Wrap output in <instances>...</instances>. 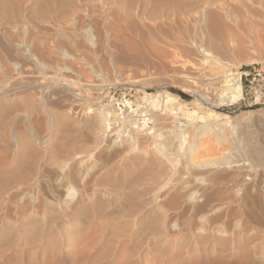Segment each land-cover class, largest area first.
<instances>
[{"label": "bare ground", "instance_id": "1", "mask_svg": "<svg viewBox=\"0 0 264 264\" xmlns=\"http://www.w3.org/2000/svg\"><path fill=\"white\" fill-rule=\"evenodd\" d=\"M32 1L28 10L21 7L11 9L10 3L1 2L2 17L9 24L18 23L13 31L22 33V35L33 33L32 26L28 24L29 18L30 20L33 18L34 21H48L49 30L52 31L50 33L52 46L50 47L46 41L38 37L32 36L33 40L30 41H18L13 39V35L6 34L9 42H6V47L3 49L4 55L0 53L3 57V59L0 58V122L8 125L6 132L2 130L3 135L6 139H13L14 149L19 150L23 147V155H26L25 150L28 151L30 147L32 149L35 144L32 138L37 132L36 129L41 128L42 125L50 128L48 134L39 141H43V149L48 150L50 159L48 163L52 166L45 173L38 175L33 161V167L29 172L33 179L31 183H34L40 192L45 188L51 195L49 199L41 203L49 212L47 220L45 216L43 220L49 223V227H53L51 232V239L54 242L51 249L52 256L55 257L61 250L64 254L70 252L73 245H76L74 241L68 242L72 240L69 235L73 233L74 235L81 234L82 241L80 242H83L74 252L76 257L86 258L85 260L91 257L95 260L103 254L107 258L106 254L110 253V251L107 252L108 239L105 233L110 222L107 220H115L120 216L130 218L137 225L135 233L139 238L162 232L167 229L168 223L172 228V234L178 235L183 227L190 226L197 219L200 228H209L206 230L207 234L197 236L198 240L206 242L207 239L212 238L219 242L228 241L229 239H223L217 233L226 231L227 223L236 216L239 218L233 222L239 227L242 222L239 216L242 210L240 202L245 201L244 199L240 201L235 195L242 193L247 195L249 186L241 178L244 170L242 164L236 162L240 161L241 159L238 158L243 156L248 161L246 164L248 171L256 173L259 171L264 176V131L254 135V129L237 126L233 122L242 115L230 119L227 115L216 112L211 109L210 98L204 93H200L198 100H204L210 107H202L201 103H196V110L205 108L202 114L198 115L196 110L186 111L188 120L184 128L177 119H172L169 121L171 125L163 131L160 129L165 127L167 122L159 119L167 117V113L163 115L165 106H160L161 109L157 115L151 112L149 106L143 104H136L132 113L127 110L122 115H118L111 105L101 107L92 102L90 104V102L81 101L87 105L90 104L87 108L94 106L89 110V112L93 111L90 115L84 112V109L82 110V104L81 107L75 103L70 104L69 111L71 110L72 113L56 111L53 106L66 97L79 96L63 82L73 77L77 78L82 87L100 90L101 93L107 90V95L111 89L115 88L112 86L116 85L115 81L109 80L112 70L115 72V77L121 80L118 63L114 58L132 60L134 54L131 48L135 46L138 51L141 50L142 57L145 59L143 47L147 43L146 39L153 42L152 51L159 54L163 64L170 70L179 63L186 68L184 69L186 71L187 69L197 71L199 66L205 62L223 65L228 62L233 63L235 58L245 55L246 47H250L255 53H260L264 44V2L257 7L251 0ZM182 16H185V19ZM25 19L28 22H25ZM169 19H173V22H169ZM190 23L195 26L194 40L190 39L187 33L180 32V29H188ZM79 26H83L82 29H84L80 36L74 37L65 30V27L77 28ZM243 26H247L249 32L258 41H250L246 46L244 42L239 41L237 31ZM33 28L39 31L37 25H33ZM12 42L14 47L9 46ZM11 56H14V60ZM107 62L110 63L107 64ZM25 75L33 77L27 78ZM232 76L236 77L232 79ZM178 77L184 79L188 76L186 72H181ZM48 80H52L53 83H48ZM136 81H141L143 84L144 79ZM220 81L222 84L219 88H214V100L219 103L232 104L241 98L242 86L239 73L222 74ZM157 96L164 105L166 102L173 103L177 98V95L168 92L157 94ZM78 98L71 99L78 102ZM147 99L151 100L152 94H149ZM127 104L130 105V102L128 101ZM77 106L78 111H72ZM174 109L177 111L179 107L174 106ZM138 115L146 116L147 118L143 117V120H150L151 125H148L147 121L144 125H140ZM160 115L163 116L160 117ZM193 119L201 123L194 125L192 124ZM9 125L13 128L12 131ZM68 130L84 131L86 140L90 141L93 148L102 147L104 149L111 145L120 146L119 149L114 147L116 149L114 151L119 152L117 154L119 160L115 159L118 160L115 167L121 168L122 166L125 171L119 173L121 175L119 182L111 178L106 183L108 188L105 187L109 190V193H106L107 196L99 193L98 198L92 199L93 195L81 189L82 180L79 178L81 171H75V166L71 165L76 153L70 151L78 141L71 140L67 145L68 156L66 157L70 158L69 156L72 155L68 159L70 161L64 159V156L61 158L59 142ZM161 132H166L164 141L158 138ZM209 134L218 143L229 139L233 145V151L221 150L222 153L218 157L210 155L211 158L208 156V159L200 162L199 160L194 161L192 155L198 148L194 140ZM189 135L193 137L192 141L188 139ZM82 142L86 141L83 139ZM111 147L108 148L111 149ZM176 158L181 159L177 168L173 164ZM144 160L148 162L146 166L143 164L145 168L136 171L131 167V164H142ZM67 165H71L68 170ZM21 166L20 162L16 168L7 171L8 178L0 177V190L21 179L20 174L18 176L15 174L23 172L26 166L25 164L23 168ZM199 167L209 168L208 173L205 174L208 179L202 178V174L199 177L195 173ZM169 173L176 175L175 180L169 178L164 182ZM127 174L128 179H126ZM184 175L186 176L183 177ZM148 178L154 179L153 183L159 186L157 190L153 191L155 184L150 187L146 186ZM170 180L173 181L171 184ZM167 183V189L164 190L162 187H165ZM102 187L105 188L104 185ZM225 187L235 194L225 196L226 191L223 190ZM37 199L35 194H31L28 202L29 211L33 216L36 212L38 214ZM149 203H152L153 207L146 210V204ZM108 205L112 207L107 209ZM89 210L96 212L95 216L100 220L96 225H91L87 217H78L79 214H87ZM168 210H171V216L167 213ZM22 230L26 231V228L22 227ZM59 233L64 238L57 240ZM66 235L69 236L68 240ZM102 238L104 241H101ZM136 243L138 245L135 244L133 247L135 254L140 252L142 255L143 250V254L147 256L149 248L141 249L143 244L140 245L138 241ZM175 243L174 239L169 244L173 247ZM129 254L132 252L130 251ZM108 257H110L109 254Z\"/></svg>", "mask_w": 264, "mask_h": 264}, {"label": "rangeland", "instance_id": "2", "mask_svg": "<svg viewBox=\"0 0 264 264\" xmlns=\"http://www.w3.org/2000/svg\"><path fill=\"white\" fill-rule=\"evenodd\" d=\"M251 1H254L252 3L254 6L257 7H259V5L264 2V0H251ZM1 2L10 3L11 9H15V8L17 9L18 7H21L25 10H28L32 5L33 1L32 0H0V3ZM184 17L185 16H182V18ZM32 19L30 20L29 18L28 19L29 22L26 19H25L26 21L23 20L25 22H28V24L32 26V32H33L32 35L31 34L22 35V33L21 34L16 33L13 31V28L18 23L9 24L2 17V11L0 5V53L4 55L3 49L4 47H6L5 46L6 42H9V38H7L6 35L7 33L13 35L14 40L16 39L18 41H22V40L30 41L33 40L32 36H34V37H38L40 40L46 41V43L50 47L52 46L51 35H50L52 31L49 30L50 29V27H48L49 22L46 20L34 21V19L32 21ZM168 21L173 22V19L171 20L169 19ZM33 25H37L39 27V31L34 29ZM189 25L190 26L188 27V29H180V32H183V34L187 33L190 39L194 40L195 26L192 23H190ZM82 28L83 26H79L77 28L65 27V30L69 31L70 34L75 37L83 34L84 29ZM237 35L239 41L244 42L245 46L250 41H258V39L255 38L249 32L247 26H243L241 30L237 31ZM146 41L147 43L143 47L145 51L144 53L146 55L145 56L143 53L145 59H143L144 57H142L141 50L138 51L137 47L135 46L131 48V52H133L134 54L132 55L133 56L132 60H125L119 57L114 58L116 63H118L117 66L121 73V78H120L121 80L117 79L115 77L114 70L110 69L112 70V73L110 75L109 80L115 81L116 85L112 86L115 88L113 90L111 89L107 95H106L107 90L102 91L103 93H101L100 90L98 91L95 89H88L87 87H82L81 85H79V81L77 80V78L73 77L71 79H67V81L64 80L63 82L68 85L71 91L77 93L79 95L78 96L79 98L77 96H73V97L71 96L59 100L54 104L53 106L54 109L56 111L66 113L67 111H69L70 104L75 103L79 107H81L80 105L82 104L83 107L82 110L84 109L83 111L86 113L88 112L87 114L90 115L93 111L89 112V110L93 109L94 106L89 108L87 107L92 102L96 106L98 105L101 107L104 106L109 107L111 105L116 109L118 115H120L119 111L116 108L115 102L120 100L122 101L131 100L132 102H134V107L137 106L136 104L138 105L143 104L149 106L151 108V112L157 115L158 111L161 109L160 106L163 107L165 106L163 115L165 116V114L167 113L166 114L167 117L162 118L161 116L163 115H160L161 118L159 119L160 121L164 119L167 122V124H165V127H162L160 129L161 131H163L169 125H171L169 121H171L172 119L175 120L177 119V121H179V124H181V127L184 128L188 120L186 111L189 112L195 111L197 107L196 103H201L202 107L205 106L206 108H208L211 106V109H214L216 112L218 113L220 112L223 115H227L228 117H230V119L242 115L237 121L234 120L233 123H235L237 126H246V128L254 129L255 130L254 135H258L264 131V80L263 79L257 78L253 81V83L250 84L242 76L240 82L242 86V96L239 100H237L235 103L232 104L226 102L219 103V101L214 100V95H213L214 88L218 89L219 86L222 84L220 81L222 74H229L230 72L240 74V72L247 70L248 68H251L256 64L258 65L264 62V44H263V49L260 51V53L257 52L255 53L252 51L250 47H246L245 55L235 58V60H233V63L228 62V64L223 65L219 63L209 64L205 62L199 66V69L197 71L196 70L191 71L189 69H187L186 71L184 70L186 68H183V66L180 63L176 64V67L170 70V68L166 67V65L163 64V60L159 58V54L157 55L152 51L151 44H153V42L148 39H146ZM13 44L14 43L12 42L11 44H9V46H12ZM115 55L117 54L115 53ZM11 57L12 59L14 58V56ZM91 57L92 59H94L93 56ZM0 58L3 59L1 54H0ZM109 63L107 62V64ZM183 71L186 72V75L188 77L184 79H180L178 75L181 74V72L185 73ZM32 75L31 77H33ZM25 76L27 78H31L28 75ZM232 77H233L232 79H234L236 76H232ZM141 78L144 79L143 84L141 81L140 82L136 81ZM48 83L51 84L53 83V81L48 80ZM185 84H187V86H185ZM173 90H180L181 92H184L185 94H187L188 98L187 99L181 98L179 95L174 93ZM163 92L175 94L177 95V98L173 101V103L166 102V104L164 105L157 96V94ZM200 93H204L208 98H210L209 99L210 106L206 105L207 102H205L204 100L203 101L198 100ZM149 94H152L151 100L147 99ZM71 98H78L77 99L78 102L72 101ZM81 101L90 102V104L87 105L86 103H82ZM78 106L75 107L72 111L75 112L78 111L79 109ZM174 106L179 107V109L176 111L174 109ZM204 109H197L196 112H198V115L202 114L204 112ZM172 111H176V112L172 113ZM69 113H72L71 110L69 111ZM200 123L201 122L199 120L193 119L192 124L195 125ZM7 126L8 125H6L5 123L0 122V177L2 178L4 176L3 178H8L9 175L6 172L9 171L10 169L16 168L17 164L19 165L20 162L22 166L25 164L26 167L24 166L25 168H23L21 166L23 168V172L21 171V173L18 172L15 173L17 176L20 174L19 177H21L22 181L20 179L8 185L7 188L0 190V264H93V263L94 264L96 263L126 264L127 263L126 261H128L127 264H134V263L135 264H142V263L143 264H149V263L150 264H264V176H262L259 171L257 173L253 171H248L246 169L247 168L246 164L248 163V161L243 156L239 157L238 159L241 160L236 163L242 164L243 166L244 170L241 178L249 184L248 194L245 195V193H242V194H238L239 196L235 195L236 198L239 197L240 201L243 199H244L243 201H245V202L242 201L240 202L242 204V210L239 213V216L242 222L239 225V227L237 225L235 226L233 221H235L239 217L236 216L235 219L231 218L227 223L226 226L227 230L221 233L220 232L217 233L219 236H222L223 239L224 238L229 239L228 241L219 242L216 239L212 240V238L207 239L208 241L206 242H201V240H198L197 236H201L202 234L203 235L207 234L206 230H208L209 228L206 229L200 228L199 225L200 223L198 222L197 219H195L190 226L183 227L178 235L172 234L173 233L172 228L168 223L166 226L167 229H164L165 232L163 230L162 231L163 233L162 232L154 233L152 235L139 238L135 233L138 228L137 225H135L130 218L120 216V218H117L115 220H107V222L110 221L108 223V227H106L105 229L106 238L108 239L107 252L110 251V253L108 252L106 254L107 258L106 256L104 257L103 254H102L103 258L100 257L99 259H95L96 261L93 260V258L91 257L89 258L87 257L88 258L87 260H85L86 258L81 259V257L79 256L76 257V254L74 252L78 250L77 248H80L81 243L83 242H80L82 241L81 234L74 235L73 233L69 235L70 239L72 240H68L69 236L68 235L66 236H68L67 240L69 243L73 241L75 242L74 244L76 245H73L75 248L74 247L71 248L69 253L64 254L63 251L61 250L59 251L60 253H58L55 257L52 256L51 249L53 247L54 242H52L53 240L51 239L52 238L51 232L53 227L52 226L49 227L50 226L49 223L45 221L47 220V216L49 215V212L46 206H44V204L42 205L41 203V201H45L46 199H49L51 195L49 191H47L45 188L42 189L43 190L42 192H40V190H38L36 186H34L35 184L31 183L33 179H31V174L29 172L30 168L32 169L34 162H35L34 165L38 171V173L36 174L38 175H41L40 173H45L52 166L48 163L50 160L48 158L49 156L48 150L46 151L45 149H43L44 143L43 141H39L40 138H44L48 134L50 128L45 127V125H42L41 128L36 129L37 132L35 131L36 133L33 134L34 137L32 138L35 144L33 145L32 149L30 147L28 151L25 150L26 155H23L22 152L24 148L21 147L19 148V150L17 148L14 149L15 143L13 139L12 138L6 139V137L3 135L2 130L6 132ZM9 129L12 131L13 128H11L9 125ZM67 132L62 135L59 142L60 144L59 146H61L59 147V150L62 152L61 158H63L64 156V159L67 160L70 159L72 155L69 156L70 158L66 157L68 156L67 145L71 142V140L78 141L75 147H73L70 151L72 153H76L74 154L75 156L73 158L75 161L73 160V164L71 165L75 166L74 167L75 171L78 172L81 171V173H79L80 175L79 178L82 180L81 189H83V191L90 193V195H93L91 197L92 199L98 198L97 196L100 195L99 193L102 194L104 193L105 195L103 194V196H107L106 193H109V190L107 189L108 184L106 183H108L111 178H114L119 182V178L121 176L119 173L125 171L123 170L124 167L122 166L121 168L115 167L116 166L115 163H117L119 160V157L117 155L119 154V152L118 150L115 152L114 149L115 148L119 149L120 146L119 147L112 145H111L112 147L107 146V148L111 147V149L108 148L109 150L105 147L104 149L102 147L93 148L94 146L90 143V141L86 140V134L84 133V131L79 130L78 132V131L68 130ZM164 135H166V132L165 133L161 132L158 138L161 139V141H164L165 140ZM76 137L78 138L77 140ZM79 137L81 139H79ZM83 139L86 142H88L87 143L88 145H86V142L85 143L82 142ZM188 139L192 141L193 137L189 135ZM195 140L194 143L198 145V148L196 149L195 153L192 155V158L194 161L196 160L197 162L198 160L200 162L203 159H208L207 157L208 156L210 157V155H212L213 157H218L220 156L222 151L225 152L230 150L233 151L232 149L233 145L231 144L229 139L221 140L218 143V141L215 140V138L209 134ZM82 143L83 145L81 147ZM77 154L79 155L77 158H75ZM143 162L144 163L138 165L131 164V167L133 169L135 168L136 171L143 169L148 163L147 160H144ZM180 162H181L180 158H176V160H173V164L176 168L178 167ZM74 163H76V165H74ZM71 165H67L66 169L68 170L69 167H71ZM113 169H116L117 171ZM120 170L121 172H119ZM197 170L198 172H196ZM197 170H195V173L198 174V176L202 174V178L205 177V179H208L206 178L208 176L205 174L208 173L207 170H209V168L199 167L197 168ZM169 175L167 176V179L166 178L164 179V182L165 180L168 181L169 178L173 181L175 180L176 178L175 174L172 175L169 173ZM255 175L257 177H255ZM185 176L186 175H184L183 177ZM128 177L129 175L127 176L126 179H128ZM149 178L146 182V186L148 187L153 186L155 184L153 183L155 182L154 179L153 178L149 179ZM171 180H170V184L173 182V181L171 182ZM102 185H104V187L106 186L107 188L106 187L103 188ZM164 186L165 187L162 188L166 190L168 183ZM157 187L159 186H156L155 184V186H153V191L157 190ZM223 190L226 191L224 192L227 195L223 192L225 196H228L230 194L231 195L235 194L227 187L223 188ZM31 194H35L39 199V200L37 199V204H36L38 214L36 212L35 216H33L29 211L30 204L28 202ZM110 206L111 205H108L106 208L107 209L111 208L112 206L111 207ZM152 207H153L152 203H149L146 204L145 209L149 210ZM95 213L96 212H92V210H89L87 214L85 215L79 214L78 217L81 216H82L81 218L87 217L89 218L88 220L90 222L89 221L88 222L91 225H96L97 221L99 222L100 220L96 218ZM167 213H169L171 216V210H168ZM44 216L46 217V219ZM67 223H69V221H67ZM22 227H25L26 231L22 230ZM61 236L62 235L59 233L57 240H59V238L60 239L64 238L63 236L62 237ZM174 239L176 243L172 247L169 243L171 240ZM102 240L104 241V238H102L101 241ZM110 241L112 243H110ZM137 241L139 242L140 245L143 244L142 245L143 247L141 246V249L149 248V250L151 251V252L149 251L150 254L147 253L148 255L146 254L147 256H145V254H143L144 253L143 250H142V255L140 254V252L139 254H135V250L133 249V247L135 246V244H137L136 243ZM130 245L132 246V248ZM130 251L132 252V254H129ZM108 254L110 257H108ZM123 255L125 258L123 257ZM105 259L108 261H106Z\"/></svg>", "mask_w": 264, "mask_h": 264}, {"label": "built area", "instance_id": "3", "mask_svg": "<svg viewBox=\"0 0 264 264\" xmlns=\"http://www.w3.org/2000/svg\"><path fill=\"white\" fill-rule=\"evenodd\" d=\"M242 76L245 78V80H247L250 84L253 83V81L257 78L263 79L264 80V63L261 64H256L255 66H252L251 68H248L247 70H244L242 72H240V82H241V78ZM130 102V105L127 104V102ZM116 108L119 111L120 115H122L123 112L127 111L132 113V109H134V102H132L131 100H120V101H116ZM138 123L140 125H144V122L147 121L148 125H151L150 120L144 119L143 117L147 118L146 116H142V115H138Z\"/></svg>", "mask_w": 264, "mask_h": 264}, {"label": "trees", "instance_id": "4", "mask_svg": "<svg viewBox=\"0 0 264 264\" xmlns=\"http://www.w3.org/2000/svg\"><path fill=\"white\" fill-rule=\"evenodd\" d=\"M173 91H174V93L179 95L181 98H184V99L188 98L187 94H185L184 92H181L180 90H173Z\"/></svg>", "mask_w": 264, "mask_h": 264}]
</instances>
